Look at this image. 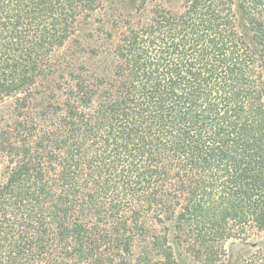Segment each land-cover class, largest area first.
Listing matches in <instances>:
<instances>
[{"label": "trees", "instance_id": "16d2710c", "mask_svg": "<svg viewBox=\"0 0 264 264\" xmlns=\"http://www.w3.org/2000/svg\"><path fill=\"white\" fill-rule=\"evenodd\" d=\"M135 1L0 0V264H264V0Z\"/></svg>", "mask_w": 264, "mask_h": 264}, {"label": "rangeland", "instance_id": "374dc122", "mask_svg": "<svg viewBox=\"0 0 264 264\" xmlns=\"http://www.w3.org/2000/svg\"><path fill=\"white\" fill-rule=\"evenodd\" d=\"M105 7L97 12L92 18L83 20L77 31L68 39L61 53L71 62V56L78 57L80 61H93L88 56V51L95 44L104 42L105 29L109 27L107 12L112 8L117 10H126L132 8L135 0H104ZM12 100L9 98L0 99V125L12 119ZM255 243L249 240L232 239L226 243L229 264H240L241 258L254 248ZM176 264H201L186 250L184 246L176 248Z\"/></svg>", "mask_w": 264, "mask_h": 264}]
</instances>
